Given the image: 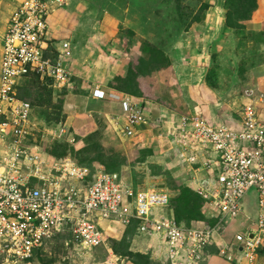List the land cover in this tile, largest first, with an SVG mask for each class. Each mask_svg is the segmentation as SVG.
I'll return each mask as SVG.
<instances>
[{
  "label": "rangeland",
  "instance_id": "374dc122",
  "mask_svg": "<svg viewBox=\"0 0 264 264\" xmlns=\"http://www.w3.org/2000/svg\"><path fill=\"white\" fill-rule=\"evenodd\" d=\"M19 1L0 0V59L2 37ZM259 5L262 9L255 13ZM254 14L264 15V0H69L50 16L54 26L53 33L49 32V48L56 56L62 44L69 43L66 63L71 76L62 87L36 77L20 83L18 95L31 104L35 126L18 146L8 140L3 145L4 157L13 159L22 171L30 167L27 155L34 154L47 163L68 157L88 168L91 175L118 173L134 190L161 189L168 193L178 224L190 226L204 221L215 227V238L229 240L243 229L238 224L241 217L221 223L203 213L202 219L191 221L177 202L183 188L190 187L186 167L177 164L176 156L168 150L169 138L163 133L172 123L163 125L159 116L147 120L144 131L142 125L135 136L122 138L112 123L113 119L124 123L116 113L118 99L108 95L95 100L90 96L95 85H109L146 101H165L168 73L173 71L169 70L171 58L183 56L188 60L198 52L200 58L211 60L208 70L212 75H207V83L217 90L218 102V108L213 105L212 110L217 113L222 107L223 117L237 118L242 102L257 100L264 89V32H247L239 23ZM122 67L127 69L124 79L115 76ZM188 101L180 106L181 112L191 107ZM171 119L163 117L169 122ZM227 121L232 124L236 119ZM17 150L20 154L15 157ZM192 198L199 205L196 194ZM246 198L245 213L254 217L258 209L252 193ZM261 211L264 214V208ZM106 222L111 227L120 226ZM118 229L111 233L105 229L107 244L126 264H168L162 251L152 252V246L160 244L158 237L147 236L152 246L142 249L144 237L136 236V223L128 225L121 235ZM107 256L105 247L90 250L78 246L65 231L47 241L29 261L13 263L0 255V264H91ZM255 264H264V252Z\"/></svg>",
  "mask_w": 264,
  "mask_h": 264
},
{
  "label": "built area",
  "instance_id": "2783aa9c",
  "mask_svg": "<svg viewBox=\"0 0 264 264\" xmlns=\"http://www.w3.org/2000/svg\"><path fill=\"white\" fill-rule=\"evenodd\" d=\"M68 3L20 0L2 37L0 255L13 263L29 261L47 241L68 231L78 246L105 247L108 256L91 264H126L107 244L108 234L101 226L105 220L125 227L136 223L138 234L156 235L168 264H198L216 229L204 221L178 224L164 190H134L118 173L91 175L68 157L47 163L28 154V171L4 157L3 145L12 140L18 146L35 126L31 104L18 95L20 83L36 77L62 87L71 76L66 63L69 43L64 42L56 56L49 48L50 16ZM91 94L95 100L107 98L100 88ZM119 102L117 116L124 123L113 119L114 132L131 138L147 121L144 106L129 95ZM166 123H172L163 130L168 150L186 167L202 212L221 223L242 218L243 229L222 243L218 254L232 264H255L264 252V91L257 100L242 104L232 124L211 123L195 111ZM19 154L17 150L13 156ZM250 192L258 209L254 217L245 213Z\"/></svg>",
  "mask_w": 264,
  "mask_h": 264
},
{
  "label": "crops",
  "instance_id": "0c3cea01",
  "mask_svg": "<svg viewBox=\"0 0 264 264\" xmlns=\"http://www.w3.org/2000/svg\"><path fill=\"white\" fill-rule=\"evenodd\" d=\"M259 9H262L261 5L258 6L255 13H257V11ZM239 23H241L243 25L244 29L247 32H253V33L264 32V15L258 16L256 14H254L250 19L241 20ZM50 26H51V24H50ZM53 26L54 25L51 26V31H50L51 33H53V31H52ZM186 46H183V47H186ZM183 59H185V61H182ZM187 59L188 60H186V58H183V56H177V57L171 58L169 70L170 71L173 70V71L171 73H168L169 74L168 75L169 86L167 87L168 88L167 93H169V94L167 95V99L165 101L164 100L162 101L163 103L161 101H158V100L157 101H154V100L153 101L152 100L146 101V100H143L142 96H132L131 95L132 97H134L136 100L140 101L143 104L145 114L148 117L147 120H149V121L151 119L154 120L157 117L162 116L161 121L163 123H166L167 121L163 120V117H170V118H172L171 120H174V119L177 120L182 114L192 113L193 111L202 114V116H204L206 119H208L209 122L217 124V125L218 124H220V125L221 124H228L229 121H227V119L228 120H230L231 118L234 120L237 119L238 117L237 118H234V117L230 118L227 116L223 117L222 116L223 111L221 109L222 107L217 111V113H215L216 111L212 110L213 105L218 108V106H217L218 102L215 101V96H216L217 90L208 86V83H207V75H209V73H211V71L208 70L209 67L211 66L210 57L203 56L200 58V55H198V52H197V54L192 53L190 55V57ZM126 74H127V69L125 67L124 68L122 67L115 73V76L120 77V78H123V77L125 78ZM211 75L212 74H210L209 76H211ZM105 84L106 83L101 84V85H105ZM94 88H100V89L104 90L105 93L107 94V96L108 95L115 96V99H118V102L125 95H129L128 92L123 91L122 89H117V88L109 86V85L106 87H102L100 85H95ZM259 89H261V88L259 87ZM263 91H264V89H263ZM172 93L174 95H176V97H173V95H171ZM188 96L190 97V100L193 103V105L190 101H188ZM90 97L92 98V94ZM156 98L157 97H155V99ZM186 101L190 102L191 107H189L187 112L186 111L181 112L179 110L180 106L184 107ZM247 101H248V99H247ZM247 101H244V102H247ZM212 102H214V104H211ZM244 102H242V103H244ZM166 105H169L170 107H168ZM241 106H240V108H241ZM120 112H121V110H120V102H119L118 103V112L116 111V113L120 114ZM145 129H146V127L144 125L143 131ZM163 130H164V128H163ZM105 224H107V222L105 220L101 221L102 228H103V225H105ZM238 224L240 226H242V223H238ZM112 226H115V225H112ZM230 227L232 228V226H230ZM118 228L119 229H118L117 234L121 235L124 232L126 227L120 224V226H118ZM232 229H234V228H232ZM136 236L139 238H140V236L144 237V242L139 241V242H142V245H140V247H142V249H145V248L149 249V245H151V243H150L151 238L147 237L146 235H142V234H138V233ZM151 237H157V236L154 235ZM221 238H219V236H218V238L217 237L215 238V236H214L213 243H211L209 246H207L204 249L203 255H202L201 260L199 261L198 264H232L231 262H228L227 260H225L223 257H221L217 253L219 246L226 241L227 242L230 241V239L232 237L229 240H225V239L220 240ZM160 244H161V246H159ZM160 244L158 245L159 247L157 246V244L156 245L154 244L153 246L151 245L154 248V251L152 249V252L155 253V252L162 251L161 253H163V255H164V246H162L163 245L162 243H160ZM137 245L138 244H136L135 247H137ZM142 251H145V250H142Z\"/></svg>",
  "mask_w": 264,
  "mask_h": 264
},
{
  "label": "trees",
  "instance_id": "16d2710c",
  "mask_svg": "<svg viewBox=\"0 0 264 264\" xmlns=\"http://www.w3.org/2000/svg\"><path fill=\"white\" fill-rule=\"evenodd\" d=\"M121 79H124V78H121ZM115 88L120 89L118 87H115ZM136 96H138V95H136ZM194 193L195 192L190 190V189L183 188L182 194L177 199V202H178L179 206L182 207L185 212L189 213L190 217H192L191 221L199 220V219H202V217H203L202 200L196 195L197 199L200 200L199 205H197L195 203V200L192 198V196L196 194V193L195 194Z\"/></svg>",
  "mask_w": 264,
  "mask_h": 264
},
{
  "label": "bare ground",
  "instance_id": "6f19581e",
  "mask_svg": "<svg viewBox=\"0 0 264 264\" xmlns=\"http://www.w3.org/2000/svg\"><path fill=\"white\" fill-rule=\"evenodd\" d=\"M103 227L108 231V232H113V229L115 230V229H118V226L117 225H115V226H108L107 224H105V225H103Z\"/></svg>",
  "mask_w": 264,
  "mask_h": 264
}]
</instances>
